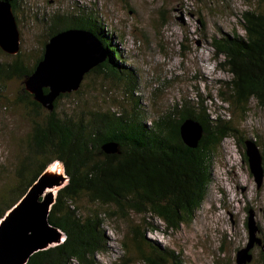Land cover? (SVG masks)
Returning <instances> with one entry per match:
<instances>
[{"label": "trees", "instance_id": "trees-1", "mask_svg": "<svg viewBox=\"0 0 264 264\" xmlns=\"http://www.w3.org/2000/svg\"><path fill=\"white\" fill-rule=\"evenodd\" d=\"M1 1L9 2L13 12L17 10V0ZM253 1L255 9L241 14L244 36L234 32L212 41L216 58L223 59L219 66L229 76L218 83V95L229 104L231 114L245 119L252 99L264 110V0ZM99 20L86 10L55 13L45 24L47 41L32 68L25 66L20 52L11 56L15 57L12 64L0 62L2 84L13 78L27 79L43 59L52 37L69 29L87 30L103 44L108 59L86 77L95 74L104 82L116 83L122 96L115 104L118 113L83 107L60 116L59 103L70 94L61 95L49 112L23 91L18 101L37 119L33 120L18 182L10 191V199L15 200L8 204L0 198V220L51 163L60 161L70 180L58 193L49 220L67 238L64 244L33 255L28 264H69L72 258L80 264H100L97 256L110 250L105 226L111 223L123 235V255L111 264H184L181 254L150 241L147 234L176 232L190 224L207 197L214 153L228 138H235L244 149L248 139L230 120L221 116L212 119L202 97L150 116L141 98L135 96L137 74L125 66L116 36L107 33ZM188 119L204 128L196 149L187 147L181 138L180 126ZM107 143L118 144L120 153L105 154ZM244 159L247 161L245 153ZM122 224L126 225L124 233ZM261 260L264 264L263 254Z\"/></svg>", "mask_w": 264, "mask_h": 264}, {"label": "rangeland", "instance_id": "rangeland-1", "mask_svg": "<svg viewBox=\"0 0 264 264\" xmlns=\"http://www.w3.org/2000/svg\"><path fill=\"white\" fill-rule=\"evenodd\" d=\"M255 6L253 0H17L14 15L22 60L27 68H32L47 41L45 24L55 13L92 11L105 31L116 36L125 66L137 74L139 88L135 96L141 98L140 103L150 116L202 97L211 116L230 120L243 137L255 140L264 153V110L252 99L246 119L231 114L229 104H224L218 95V83L229 76L221 70L223 59L216 58L212 47L213 38L223 34L236 32L244 36L241 14ZM14 58L0 51L2 64H12ZM25 81L13 78L0 82V198L4 197L8 204L15 200L10 199V191L18 182L33 120L37 119L18 101ZM118 91L116 83L104 82L91 74L85 76L79 94L72 92L62 99L57 111L65 116L89 107L118 113L115 104L122 99ZM123 107L130 111L128 105ZM244 153L235 138L224 140L214 153L212 181L193 221L176 232L161 230L147 234V238L181 254L184 264H233L237 252L248 243L246 222L253 209L264 240V184L257 188ZM111 224L110 250L101 255L103 264L123 255V235L116 232V224ZM125 231L126 225L122 224V232ZM259 254L256 249L252 264H263Z\"/></svg>", "mask_w": 264, "mask_h": 264}, {"label": "water", "instance_id": "water-1", "mask_svg": "<svg viewBox=\"0 0 264 264\" xmlns=\"http://www.w3.org/2000/svg\"><path fill=\"white\" fill-rule=\"evenodd\" d=\"M0 49L7 55L20 52V33L9 2L0 0ZM108 51L87 30L69 29L52 37L45 45L43 59L24 82L25 91L45 110L52 112L61 95L77 92L87 74L106 62ZM203 126L188 119L180 126L185 145L196 149L203 137ZM245 155L257 188L264 184V157L255 140L244 143ZM107 155L119 154L116 143L103 146ZM69 176L60 161L51 163L25 195L0 220V264H28L39 252L58 247L66 235L50 223V213L58 193L69 184ZM248 243L236 254V264H251V251L257 246L264 255V243L256 212L250 209L247 219Z\"/></svg>", "mask_w": 264, "mask_h": 264}, {"label": "built area", "instance_id": "built-area-1", "mask_svg": "<svg viewBox=\"0 0 264 264\" xmlns=\"http://www.w3.org/2000/svg\"><path fill=\"white\" fill-rule=\"evenodd\" d=\"M121 44H123L122 42H120ZM117 44L119 45V43L117 42ZM123 47V46H122ZM225 116H226V113H225ZM211 118L212 119H215L216 118V116H214V115H212L211 116ZM223 119H226L224 116L222 117ZM105 229H106V235L108 236V239H109V242H108V244H109V247H110V238H109V227H108V225H106L105 226ZM149 234H152V233H149ZM111 251H113V250H111ZM101 255H104V254H100V255H98L97 256V260L99 261V263L100 264H103V263H101L100 261H101ZM120 258V257H119ZM118 259V258H117ZM117 259H115V260H113V261H116ZM113 261H111V262H113ZM69 264H80L79 263V261L76 259V258H72L71 260H70V262H69ZM111 264V263H110Z\"/></svg>", "mask_w": 264, "mask_h": 264}, {"label": "flooded vegetation", "instance_id": "flooded-vegetation-1", "mask_svg": "<svg viewBox=\"0 0 264 264\" xmlns=\"http://www.w3.org/2000/svg\"><path fill=\"white\" fill-rule=\"evenodd\" d=\"M247 223V222H246ZM248 230V229H247ZM260 236V235H259ZM261 238V237H260ZM262 240H263V238H261ZM263 243H264V240H263ZM256 249H258L259 250V255H261V254H263V252H262V250H261V248H259V247H255L252 251H251V254L253 255V257L255 256V251H256ZM253 261H254V259H253ZM253 263V262H252ZM251 263V264H252ZM233 264H236V259H235V261H234V263Z\"/></svg>", "mask_w": 264, "mask_h": 264}]
</instances>
